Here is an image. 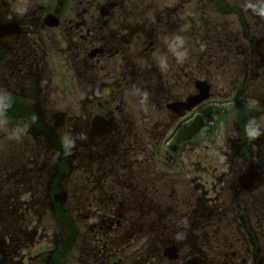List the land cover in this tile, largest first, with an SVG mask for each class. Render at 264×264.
<instances>
[{
    "label": "flooded vegetation",
    "instance_id": "af4514ba",
    "mask_svg": "<svg viewBox=\"0 0 264 264\" xmlns=\"http://www.w3.org/2000/svg\"><path fill=\"white\" fill-rule=\"evenodd\" d=\"M243 3L0 0V264H264V137L244 131L264 121V19ZM63 134L85 137L70 156Z\"/></svg>",
    "mask_w": 264,
    "mask_h": 264
},
{
    "label": "clouds",
    "instance_id": "9594fccd",
    "mask_svg": "<svg viewBox=\"0 0 264 264\" xmlns=\"http://www.w3.org/2000/svg\"><path fill=\"white\" fill-rule=\"evenodd\" d=\"M243 8L245 11H250L254 15L264 19V0H244ZM186 15L196 17L198 14L192 10H188ZM164 43L167 46L168 53L178 63H183L189 57V48L187 41L183 35L173 34L170 37L165 38ZM204 50V46H201V51ZM154 60L159 67L160 71L166 72L169 69V57L167 54H154ZM134 94L140 97V104L147 106L149 100V93L139 88H134ZM14 97L7 90L0 89V128H7L10 124L8 116L9 110L13 107ZM33 122L36 117H32ZM30 131V125L28 123H21L12 127L9 132V138L21 141ZM244 131L249 140L255 141L264 137V121L258 120L256 117H252L247 120ZM85 137L82 134L72 136L70 134H63L61 136V146L64 150L65 155H72L73 150L77 146V140H83ZM219 155V154H218ZM181 225L185 229L190 227V222L187 218L183 219ZM176 241H183L187 239V232L180 231L175 235Z\"/></svg>",
    "mask_w": 264,
    "mask_h": 264
}]
</instances>
